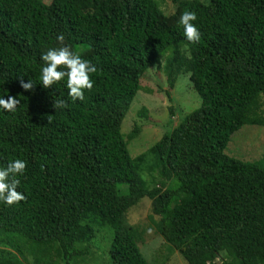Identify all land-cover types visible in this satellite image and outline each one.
<instances>
[{"label":"trees","instance_id":"obj_1","mask_svg":"<svg viewBox=\"0 0 264 264\" xmlns=\"http://www.w3.org/2000/svg\"><path fill=\"white\" fill-rule=\"evenodd\" d=\"M173 2L167 15L157 0H0V96L19 101L0 110V167L26 163L16 177L25 199L0 202V264H80L94 225L112 230L110 264H149L126 219L143 198L186 264H264V154L258 163L225 154L243 125L264 124V0ZM185 11L196 13L198 42L183 35ZM52 47L96 66L82 100L63 80L40 85ZM166 54L165 69L188 74L201 104L133 158L121 124Z\"/></svg>","mask_w":264,"mask_h":264},{"label":"rangeland","instance_id":"obj_2","mask_svg":"<svg viewBox=\"0 0 264 264\" xmlns=\"http://www.w3.org/2000/svg\"><path fill=\"white\" fill-rule=\"evenodd\" d=\"M49 3L50 0H43ZM165 14L175 10L173 0H157ZM168 54L160 58L158 65L147 69L140 80V87L121 124V134L127 141L130 155L135 158L146 152L172 125H177L185 116L200 107L201 101L191 86L188 74L169 73L165 69ZM264 102V97H261ZM171 113L173 114L171 116ZM264 117V106L261 111ZM137 126L139 133L128 140V135ZM127 137V138H126ZM225 154L235 160L246 163H258L264 154V124L243 125L233 133L225 148ZM141 174L145 180L149 175ZM157 175V174H156ZM151 214V202L141 199L130 207L126 214L129 225L142 231L139 248L149 264H186L185 260L156 232ZM96 238L91 244V256L80 264H110L108 250L112 239V230L94 225Z\"/></svg>","mask_w":264,"mask_h":264},{"label":"clouds","instance_id":"obj_3","mask_svg":"<svg viewBox=\"0 0 264 264\" xmlns=\"http://www.w3.org/2000/svg\"><path fill=\"white\" fill-rule=\"evenodd\" d=\"M196 20V13L185 11L181 14L179 23L183 26V35L188 42H198L200 33L193 21ZM57 41H63L62 34L56 36ZM41 66L39 70V82L44 88H49L54 83L61 80L67 89V94L73 100H82L84 90H90L93 81L90 74L97 71L96 66L88 60L81 57L67 47H52L41 53ZM63 66V67H60ZM21 87L29 90L33 87L32 81H21ZM19 101L9 95L7 99L0 96V110L14 112ZM55 108L65 107V101L57 99L53 105ZM26 163L22 159L10 161L6 167H0V202L7 205H13L25 199L24 194L17 191L19 180L16 178L22 175Z\"/></svg>","mask_w":264,"mask_h":264}]
</instances>
